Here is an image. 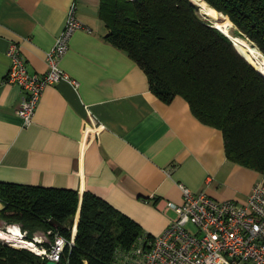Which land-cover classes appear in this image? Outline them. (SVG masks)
I'll list each match as a JSON object with an SVG mask.
<instances>
[{"label":"crops","instance_id":"crops-1","mask_svg":"<svg viewBox=\"0 0 264 264\" xmlns=\"http://www.w3.org/2000/svg\"><path fill=\"white\" fill-rule=\"evenodd\" d=\"M100 4L0 0V183L92 193L151 236L174 217L165 202L182 203L179 185L244 205L261 175L227 160L221 133L182 97L166 104L149 91L140 67L105 39ZM73 5L82 27L60 69L77 85H47L23 127L16 115L23 93L4 82L6 50L17 44L27 72L42 75Z\"/></svg>","mask_w":264,"mask_h":264},{"label":"trees","instance_id":"trees-1","mask_svg":"<svg viewBox=\"0 0 264 264\" xmlns=\"http://www.w3.org/2000/svg\"><path fill=\"white\" fill-rule=\"evenodd\" d=\"M200 5L209 21L198 14ZM99 16L105 39L140 67L149 91L166 104L182 97L199 122L221 133L227 160L264 181V76L212 24L229 23L232 35L264 58V0H101ZM0 204L5 225H19L27 240L41 232L50 242L56 232L73 241L57 264H114L117 252L151 237L89 192L79 198L72 190L0 183ZM0 264L48 262L0 243Z\"/></svg>","mask_w":264,"mask_h":264},{"label":"built area","instance_id":"built-area-1","mask_svg":"<svg viewBox=\"0 0 264 264\" xmlns=\"http://www.w3.org/2000/svg\"><path fill=\"white\" fill-rule=\"evenodd\" d=\"M76 18L75 5L71 7L65 25L55 38L53 46L45 55L46 71L42 75L29 74L17 44L6 50L10 67L5 83L16 84L23 98L16 115L22 126L33 121L35 109L43 89L61 81L72 86L77 83L60 69V62L68 50L72 35L81 28ZM181 204L165 202L163 211H173L163 232L156 236H140L128 251H119L114 264H264V182L256 183L244 205L232 200L216 201L203 192L194 194L179 185ZM7 233L12 232L6 228ZM17 240L34 245L30 250L47 262L59 263L63 249L71 246L72 240L55 232L52 241L32 237L18 227ZM145 235V234H144ZM15 237L14 234H12ZM48 242V247L42 243Z\"/></svg>","mask_w":264,"mask_h":264},{"label":"rangeland","instance_id":"rangeland-1","mask_svg":"<svg viewBox=\"0 0 264 264\" xmlns=\"http://www.w3.org/2000/svg\"><path fill=\"white\" fill-rule=\"evenodd\" d=\"M191 1V0H190ZM196 7V6H195ZM197 8V12L198 14L205 20H208L206 17L207 15H205L204 12H202V9L200 10L198 7ZM206 12V10H204ZM217 14V13H216ZM217 16L225 21V19L222 17V15L220 14H217ZM209 21V20H208ZM213 26H216L219 30H221L223 33H225L228 37H230L235 43H237L239 46H241L250 56L251 58V61H252V64L254 63V60L256 59V57L258 56L260 59L264 60V58L258 53L257 50H255V54H250L248 49L251 48L252 49V45L249 43V42H243L239 37H235L232 35V31H233V27L227 23V25H220L218 23H215V22H212ZM244 40V39H243ZM254 66V65H253ZM259 72V71H258ZM260 73V72H259ZM261 74V73H260ZM264 182V181H262ZM2 208L1 204H0V209ZM77 222H78V215L76 214L75 217L73 218V226L71 228V236L74 235L75 231H76V227H77ZM18 227L19 225L17 224H10V225H5V227L3 229H0V243L5 245V247H10V248H14V249H23V247H18V246H15L16 243L12 242L11 239H12V235L7 233L6 234V231L7 229L6 228H11L13 230H18ZM17 232V231H16ZM38 233L40 232H37L35 234H33V236H37L39 235ZM26 249V248H24ZM30 251V250H29Z\"/></svg>","mask_w":264,"mask_h":264},{"label":"bare ground","instance_id":"bare-ground-1","mask_svg":"<svg viewBox=\"0 0 264 264\" xmlns=\"http://www.w3.org/2000/svg\"><path fill=\"white\" fill-rule=\"evenodd\" d=\"M193 1L199 3L200 0H193ZM200 7H201L200 10L202 9V12H204L205 15H208V12H207V11H206V12L204 11L205 9L203 8V6L200 5ZM248 51H249L250 54H255V55H256L255 50L249 48ZM253 65H254V67H255V68H256L261 74L264 75V60L260 59V58L257 56L256 59L254 60ZM11 231H12V232H8V233L11 234V235H12V234L15 235V237L12 236V239H11L12 242L16 243L15 246L22 247V246H20V245L24 244V245H26V247H28L30 250H34V248H35L34 245H30V243H27V244H26V242H23V240H22V241L17 240V234H18V233L16 232L17 230H13V229H11ZM6 234H7V231H6Z\"/></svg>","mask_w":264,"mask_h":264},{"label":"water","instance_id":"water-1","mask_svg":"<svg viewBox=\"0 0 264 264\" xmlns=\"http://www.w3.org/2000/svg\"><path fill=\"white\" fill-rule=\"evenodd\" d=\"M225 19V18H224ZM216 29H218L216 26H214ZM219 30V29H218ZM221 31V30H219ZM222 32V31H221ZM223 33V32H222ZM225 34V33H224ZM226 35V34H225ZM227 36V35H226ZM228 37V36H227ZM229 38V37H228ZM231 40V39H230ZM233 42V41H232ZM253 50H255V47H252ZM264 76L263 74H261ZM5 227V222L0 218V229H3ZM48 264H56L54 262H48Z\"/></svg>","mask_w":264,"mask_h":264}]
</instances>
